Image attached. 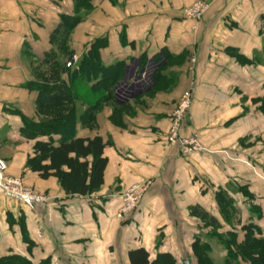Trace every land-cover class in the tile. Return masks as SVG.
Here are the masks:
<instances>
[{
  "label": "crops",
  "instance_id": "1",
  "mask_svg": "<svg viewBox=\"0 0 264 264\" xmlns=\"http://www.w3.org/2000/svg\"><path fill=\"white\" fill-rule=\"evenodd\" d=\"M193 1L91 0L61 50L53 31L61 14H73V0H0V159L50 197L26 205L0 194V258L129 264L128 252L143 247L151 259L168 252L176 264H195L192 240L208 242L213 229L193 208L213 217L219 234L253 223L264 236V0H215L199 22L181 11ZM95 42L104 81L112 82L107 92L96 86L100 76L71 75L64 65L69 52L80 59ZM44 80L69 94L70 136L111 142L96 192L66 193L57 177L26 165L38 142L61 137L59 126L50 136L36 131L45 106L26 84ZM189 88L181 134L196 132L203 150L182 155L165 136ZM145 179L137 209L118 218V195ZM217 194L229 202L226 218ZM207 245L213 264H224L225 249Z\"/></svg>",
  "mask_w": 264,
  "mask_h": 264
},
{
  "label": "trees",
  "instance_id": "2",
  "mask_svg": "<svg viewBox=\"0 0 264 264\" xmlns=\"http://www.w3.org/2000/svg\"><path fill=\"white\" fill-rule=\"evenodd\" d=\"M91 9V0H73V14H61L60 22L53 31V36L59 39L61 50H66V42L70 32ZM99 44L95 42L91 45L87 53L79 59L77 68L71 72V75L78 73L95 78L100 76L96 86H101L104 92H107L112 82L104 81L106 75L99 59ZM69 55L68 60L72 56L71 52ZM45 58L47 61L50 54H47ZM66 68L68 69V67ZM26 85L29 89L38 92L37 102L41 106L59 108L65 105L70 98L61 82L30 81ZM261 107L264 108V97L261 99ZM53 115L54 118L47 120L48 123L43 125L36 126L31 123L32 126H36V131L47 136H50L54 132V128L59 126L61 137L56 145L52 144L51 139L47 142H38L35 146L34 155L27 160L29 167L37 171L43 179L50 176L57 177L66 193L87 195L96 192L102 185L103 173L107 164L103 150L111 142L109 140L105 142L99 136L72 137L69 134L72 114ZM217 200L221 205V212L226 218L225 208L229 202L222 194H217ZM191 214L199 217L205 225H211L214 231L220 228L213 217L208 216L206 212H202L198 208L191 209ZM239 226L241 225L239 224ZM233 229L229 231L231 234L229 239H221V244L227 250L224 264H264V236H259L258 225L253 223L242 225L239 241L237 240V232L235 228ZM190 247L195 264H213L208 255V245L201 242L198 237L192 240ZM127 258L129 264H176V260L170 253H158L154 259H151L149 252L143 247L130 250ZM0 264L31 263L18 255H6L0 258ZM38 264H49V258Z\"/></svg>",
  "mask_w": 264,
  "mask_h": 264
},
{
  "label": "built area",
  "instance_id": "3",
  "mask_svg": "<svg viewBox=\"0 0 264 264\" xmlns=\"http://www.w3.org/2000/svg\"><path fill=\"white\" fill-rule=\"evenodd\" d=\"M214 1L215 0H194L190 5L181 9L182 14L187 19L199 22L203 17V14ZM76 61L77 57L73 56L69 61H67L66 66L71 67ZM190 62L191 65L195 64L196 58L192 56L190 58ZM146 75V72H142L141 78H145ZM192 95L193 90L191 88L185 90L181 94L174 110L172 111L169 128L165 136V144L167 146L177 147L182 155H189L203 150L196 132H192L188 136L181 134V129L186 123L187 115L191 106ZM6 171V162L3 159H0V194L10 200L26 205H46L49 203V196L36 192L25 186L20 177L6 174ZM149 185V180H141L125 188L118 195L121 199V204L116 213L118 218L122 219L126 214L137 209L145 192L148 190Z\"/></svg>",
  "mask_w": 264,
  "mask_h": 264
},
{
  "label": "rangeland",
  "instance_id": "4",
  "mask_svg": "<svg viewBox=\"0 0 264 264\" xmlns=\"http://www.w3.org/2000/svg\"><path fill=\"white\" fill-rule=\"evenodd\" d=\"M74 55H72L71 56V58L73 57ZM70 58V59H71ZM69 59V60H70ZM68 60V58H67V60H65V63H64V65L66 66V63H67V61H69ZM79 62V59L77 58V61L75 62V64L73 65V66H71V67H68V69H76L77 68V63ZM67 67V66H66ZM42 71L41 72H43V71H51V70H49V69H47V68H44V69H41ZM45 73L46 72H43V75H45ZM47 74V73H46ZM47 77V76H46ZM67 109H68V107L66 106V105H63V106H61V107H59V108H57V109H53V108H50V107H43L42 108V110H41V114H43L42 115V119L43 120H41L40 121V123H41V125H43V124H45V123H48V122H46L47 120H50L49 119V117L50 116H52L53 114H65L66 115V111H67ZM45 115L47 116V117H45ZM50 115V116H49ZM54 116V115H53ZM5 161V160H4ZM6 162V161H5ZM6 165H7V162H6ZM26 165H27V167H29V165H28V163L26 162ZM6 174H11L9 171H8V165H7V171H6ZM14 176H16V175H14ZM17 177H19V176H17ZM21 179V178H20ZM21 181H22V179H21ZM22 183H23V181H22ZM24 184V183H23ZM25 185V184H24ZM27 187H29V186H27ZM29 188H31V187H29ZM32 189V188H31ZM35 191V190H34ZM45 195H47V194H45ZM48 196V195H47ZM234 230V229H233ZM229 231H230V229H229ZM229 231H225V232H222V230L220 231L221 232V234H219V232H217V231H213V230H211L210 231V236L209 237H207L206 239H207V241L208 242H203V243H207V244H209V245H211V246H213V248H215V246L217 247V246H219V245H221L222 247H223V249H225V247L221 244V239H229L230 237H231V234H229ZM235 231L237 232V233H240L241 234V227L240 228H237V229H235ZM212 235H213V237L214 236H216L218 239H219V242H217V241H214L213 239H215V238H213L212 237ZM216 249V248H215ZM225 252L227 253V250H225ZM179 264H181V263H179Z\"/></svg>",
  "mask_w": 264,
  "mask_h": 264
},
{
  "label": "water",
  "instance_id": "5",
  "mask_svg": "<svg viewBox=\"0 0 264 264\" xmlns=\"http://www.w3.org/2000/svg\"><path fill=\"white\" fill-rule=\"evenodd\" d=\"M184 264H190L188 260H185L184 261Z\"/></svg>",
  "mask_w": 264,
  "mask_h": 264
}]
</instances>
